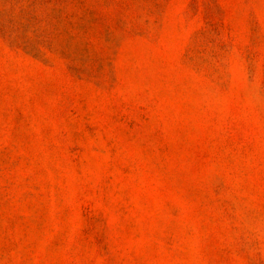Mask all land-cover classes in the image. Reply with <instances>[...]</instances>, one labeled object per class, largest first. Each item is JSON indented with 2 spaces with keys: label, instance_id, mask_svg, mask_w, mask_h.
<instances>
[{
  "label": "rangeland",
  "instance_id": "374dc122",
  "mask_svg": "<svg viewBox=\"0 0 264 264\" xmlns=\"http://www.w3.org/2000/svg\"><path fill=\"white\" fill-rule=\"evenodd\" d=\"M0 264H264V0H0Z\"/></svg>",
  "mask_w": 264,
  "mask_h": 264
}]
</instances>
